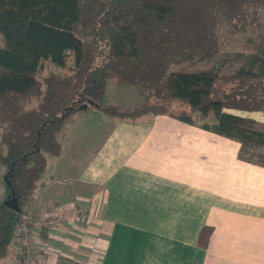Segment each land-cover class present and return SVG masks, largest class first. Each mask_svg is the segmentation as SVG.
Returning a JSON list of instances; mask_svg holds the SVG:
<instances>
[{
    "label": "trees",
    "instance_id": "16d2710c",
    "mask_svg": "<svg viewBox=\"0 0 264 264\" xmlns=\"http://www.w3.org/2000/svg\"><path fill=\"white\" fill-rule=\"evenodd\" d=\"M263 10L264 0H0V165L10 184L0 201V259L76 112L133 122L167 115L238 141L240 158L264 167V124L231 112H264ZM219 16L253 35L240 66L228 75L173 71L221 53ZM112 80L147 92L145 102L105 104ZM12 191L19 212L5 203Z\"/></svg>",
    "mask_w": 264,
    "mask_h": 264
},
{
    "label": "crops",
    "instance_id": "0c3cea01",
    "mask_svg": "<svg viewBox=\"0 0 264 264\" xmlns=\"http://www.w3.org/2000/svg\"><path fill=\"white\" fill-rule=\"evenodd\" d=\"M120 85L110 81L104 100L109 88L127 91ZM130 89L128 103L106 104L140 105ZM232 112L264 124L262 111ZM57 135L36 213L73 214L42 228L35 264H264V167L241 159L238 141L167 115L133 122L97 108ZM11 253L0 264H18L17 244Z\"/></svg>",
    "mask_w": 264,
    "mask_h": 264
},
{
    "label": "rangeland",
    "instance_id": "374dc122",
    "mask_svg": "<svg viewBox=\"0 0 264 264\" xmlns=\"http://www.w3.org/2000/svg\"><path fill=\"white\" fill-rule=\"evenodd\" d=\"M263 14H264V10H263ZM219 20L221 24L217 27L215 31L220 40L221 53L218 56L213 57L209 60L197 61L193 63H189V62L181 63L179 65L173 66L172 67L173 71L199 72L204 70L205 71L216 70L219 71L220 75H228L233 73L240 66L242 60L238 59L236 56H238L239 54L246 55L250 52L248 40L252 38L253 35L252 33H246V32H233L234 30L233 26L228 21L223 20L222 16H219ZM72 60H73L72 56H70L68 60L69 62L68 66H72ZM130 87L123 86V88H128L127 91L124 93H118V95H116L115 90L109 88L108 93L109 92L111 93L108 95V99L104 100L105 104L110 103V100H115V102L118 101L117 103H128L125 101L129 99V95L127 94V92L131 90ZM113 92L115 93V95H113ZM136 92L139 97V102H141L140 104H143L146 100L148 93L147 92L142 93L138 91L137 88H136ZM113 96L116 99H112L111 97ZM180 108L186 109L187 107H185L184 105L181 106L179 103L170 104L171 110H179ZM194 120L196 124H201L202 122L198 115L194 116ZM13 258L14 257L10 252V254L5 258H3L2 260H5L4 262L6 263H7L6 260H8V262L11 263L9 259L13 260Z\"/></svg>",
    "mask_w": 264,
    "mask_h": 264
},
{
    "label": "built area",
    "instance_id": "2783aa9c",
    "mask_svg": "<svg viewBox=\"0 0 264 264\" xmlns=\"http://www.w3.org/2000/svg\"><path fill=\"white\" fill-rule=\"evenodd\" d=\"M6 175V169L0 165V201L3 200L6 187L4 183V177ZM41 204V197L37 196L32 202L27 203L23 209L20 211V219L16 226L15 243L20 248V255L18 259V264H35L42 258V253L39 248V237L41 235V230L44 227L50 225H55L62 219L63 216L66 218L72 215L71 209H64L61 211L59 218L46 215L41 218L36 213V208ZM76 216H81L82 218L87 217V212L83 211L78 213ZM57 218V219H53Z\"/></svg>",
    "mask_w": 264,
    "mask_h": 264
},
{
    "label": "water",
    "instance_id": "95a60500",
    "mask_svg": "<svg viewBox=\"0 0 264 264\" xmlns=\"http://www.w3.org/2000/svg\"><path fill=\"white\" fill-rule=\"evenodd\" d=\"M88 103H89V105H91V106H93V105L96 106L93 102H88ZM84 107H86V105H85ZM8 177H9V173H7V174L5 175L4 180H5L6 184H7L8 186H10V184H9V182H8ZM5 203H6L7 206H9V207L15 209L16 211H18V212L20 211V208H19V206H18V199L15 197V193H14L13 191H12V193H11L9 199H8Z\"/></svg>",
    "mask_w": 264,
    "mask_h": 264
}]
</instances>
